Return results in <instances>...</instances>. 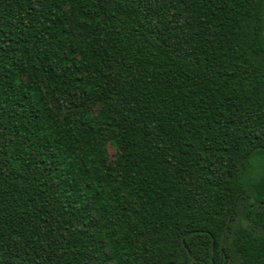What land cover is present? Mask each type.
I'll return each instance as SVG.
<instances>
[{
	"label": "trees",
	"instance_id": "1",
	"mask_svg": "<svg viewBox=\"0 0 264 264\" xmlns=\"http://www.w3.org/2000/svg\"><path fill=\"white\" fill-rule=\"evenodd\" d=\"M0 264H264V0H0Z\"/></svg>",
	"mask_w": 264,
	"mask_h": 264
},
{
	"label": "rangeland",
	"instance_id": "2",
	"mask_svg": "<svg viewBox=\"0 0 264 264\" xmlns=\"http://www.w3.org/2000/svg\"><path fill=\"white\" fill-rule=\"evenodd\" d=\"M108 151L110 153V156L113 157V155H114V149L111 146H109L108 147Z\"/></svg>",
	"mask_w": 264,
	"mask_h": 264
}]
</instances>
